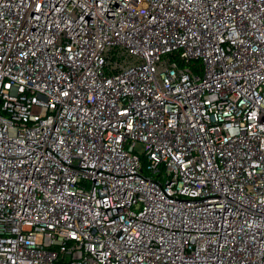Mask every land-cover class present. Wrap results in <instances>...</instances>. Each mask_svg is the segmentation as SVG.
<instances>
[{"label":"built area","instance_id":"built-area-1","mask_svg":"<svg viewBox=\"0 0 264 264\" xmlns=\"http://www.w3.org/2000/svg\"><path fill=\"white\" fill-rule=\"evenodd\" d=\"M0 264H264V0H0Z\"/></svg>","mask_w":264,"mask_h":264},{"label":"rangeland","instance_id":"rangeland-1","mask_svg":"<svg viewBox=\"0 0 264 264\" xmlns=\"http://www.w3.org/2000/svg\"><path fill=\"white\" fill-rule=\"evenodd\" d=\"M142 148H143L142 146H138V147H137V149H139V150H142Z\"/></svg>","mask_w":264,"mask_h":264}]
</instances>
